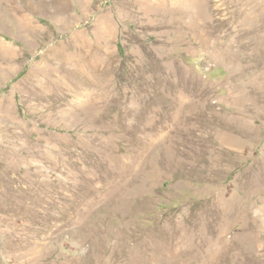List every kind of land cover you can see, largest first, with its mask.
<instances>
[{
    "label": "rangeland",
    "instance_id": "1",
    "mask_svg": "<svg viewBox=\"0 0 264 264\" xmlns=\"http://www.w3.org/2000/svg\"><path fill=\"white\" fill-rule=\"evenodd\" d=\"M0 264H264V0H0Z\"/></svg>",
    "mask_w": 264,
    "mask_h": 264
}]
</instances>
